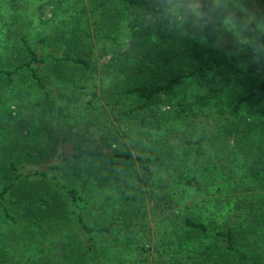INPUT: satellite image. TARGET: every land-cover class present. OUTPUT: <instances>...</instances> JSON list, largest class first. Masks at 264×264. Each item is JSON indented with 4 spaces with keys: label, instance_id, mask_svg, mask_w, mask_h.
Returning a JSON list of instances; mask_svg holds the SVG:
<instances>
[{
    "label": "trees",
    "instance_id": "obj_1",
    "mask_svg": "<svg viewBox=\"0 0 264 264\" xmlns=\"http://www.w3.org/2000/svg\"><path fill=\"white\" fill-rule=\"evenodd\" d=\"M181 1L88 0L90 12L103 15L93 22L116 48L126 27L132 28L130 48L106 65L97 62L89 41L84 7L70 34L61 35L65 48L59 55L43 58L21 36L23 55L12 68H0V82L13 85V75L27 71L41 94L35 104L46 105V112L56 100L76 102L89 86L97 100L80 102L91 114L83 130L49 124L39 146L29 144L22 121H0V172L8 177L0 178L1 224L72 221L82 237L73 264H84L83 256L98 251L119 223L92 222L95 205L114 201L140 210L146 200L157 203L156 190L166 181L155 179L163 173L198 193L227 170L215 185L227 190L225 176L237 173L243 194L235 201L194 199L180 208L186 210L179 215L180 232L203 247L196 260L183 264H264V0H253L260 10L241 42L219 48L205 42L209 34L177 38L172 7L180 9ZM235 11L214 7L193 22L200 31L219 30ZM51 73L56 97L45 84ZM121 133L130 141L124 148ZM204 211L223 220L207 219Z\"/></svg>",
    "mask_w": 264,
    "mask_h": 264
},
{
    "label": "rangeland",
    "instance_id": "obj_2",
    "mask_svg": "<svg viewBox=\"0 0 264 264\" xmlns=\"http://www.w3.org/2000/svg\"><path fill=\"white\" fill-rule=\"evenodd\" d=\"M225 6H234L236 11L219 30L200 31L193 22V18L199 13H208L214 7ZM83 7L91 19L88 24L91 34L89 41L96 50L100 65L108 64L116 52L130 48L132 28L126 27L122 46L116 48L93 22L101 21L103 15L100 12L91 13L88 0H0V68H12L21 59L23 53L19 44L22 35L43 58L61 54L65 48L61 35L70 34L71 29L76 26L74 18L79 17L75 14ZM172 9L177 14L180 25L177 38L193 40L194 34H209L211 39L205 41L201 37L200 41L219 48L229 43L238 45L243 39L247 23L252 20L254 11L260 10V7L253 0H186L180 9L176 10L174 6ZM147 20L146 25L152 22L150 18ZM82 23L83 21L80 24L77 22V27H81ZM13 78V85L0 82V121H22V130L29 144L41 145L46 137L45 127L50 126L49 124L65 127L74 124L73 129L83 130L84 120L90 118L91 114L80 106V102L97 100L92 93V86L79 91L76 102L56 100L49 108L50 112H46V105L35 104L41 94L32 85L29 73L21 70ZM44 78L47 89L56 97L57 79L53 73ZM159 107L160 112L165 114L164 117H168L167 107ZM108 128L113 131L111 125ZM3 133L5 131L2 130ZM120 136L121 148L130 144L129 139L122 133ZM3 138L1 135L0 161ZM222 173L229 172L223 170L210 177L205 190L198 193L193 189H185L175 175L163 173L155 179L156 182L166 181L162 188L156 190L157 205L155 200H146L145 206L140 210L135 207L124 209L116 202L109 201L104 207L95 205L92 210L90 208L95 216L92 222L107 223L117 219L119 223L118 228L106 236L98 251L83 256L84 264H183L196 260L203 247H196L180 232L177 224L179 215L186 211L180 208L185 204L194 205V199L196 202L206 198L227 201L225 197L229 201H235L237 196L243 194L238 174L225 176L228 189L224 190L215 185L217 179L223 178ZM2 177L0 172V178ZM2 180H8V177ZM204 213L207 219L215 222L220 223L223 220L219 215ZM79 232L76 223L67 220L39 225L23 223L17 226L0 223V264H73L82 250V237L78 235Z\"/></svg>",
    "mask_w": 264,
    "mask_h": 264
}]
</instances>
